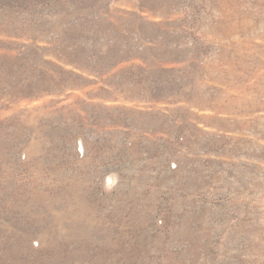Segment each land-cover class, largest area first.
Here are the masks:
<instances>
[{
	"label": "rangeland",
	"instance_id": "1",
	"mask_svg": "<svg viewBox=\"0 0 264 264\" xmlns=\"http://www.w3.org/2000/svg\"><path fill=\"white\" fill-rule=\"evenodd\" d=\"M0 264H264V0H0Z\"/></svg>",
	"mask_w": 264,
	"mask_h": 264
},
{
	"label": "bare ground",
	"instance_id": "2",
	"mask_svg": "<svg viewBox=\"0 0 264 264\" xmlns=\"http://www.w3.org/2000/svg\"><path fill=\"white\" fill-rule=\"evenodd\" d=\"M50 197V196H49Z\"/></svg>",
	"mask_w": 264,
	"mask_h": 264
}]
</instances>
